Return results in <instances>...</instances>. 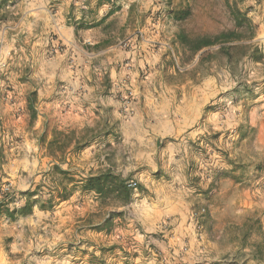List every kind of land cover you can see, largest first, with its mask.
I'll use <instances>...</instances> for the list:
<instances>
[{"label":"rangeland","instance_id":"374dc122","mask_svg":"<svg viewBox=\"0 0 264 264\" xmlns=\"http://www.w3.org/2000/svg\"><path fill=\"white\" fill-rule=\"evenodd\" d=\"M40 2L6 0L0 22V264H264V0ZM231 31L197 51L182 37ZM54 138L67 144L58 159ZM168 144L171 164L159 159ZM149 148L156 170L127 173L139 197L102 206L81 189L100 171L124 177ZM35 189L32 211L10 217Z\"/></svg>","mask_w":264,"mask_h":264},{"label":"trees","instance_id":"16d2710c","mask_svg":"<svg viewBox=\"0 0 264 264\" xmlns=\"http://www.w3.org/2000/svg\"><path fill=\"white\" fill-rule=\"evenodd\" d=\"M6 0H0V22L4 21L6 19ZM187 11H181L179 14H177L178 19H184L187 16ZM239 25L241 24V21L238 20L237 22ZM237 36V33L235 31L223 33L220 36H217L215 40H212L208 37H200L197 38L195 41L189 40L186 36L183 37V41L191 46V49L193 51L200 50L203 47L213 45L215 44V41H218L220 39L230 40ZM222 50H225V47L221 48ZM261 56V55H260ZM258 56V57H260ZM29 106H31V101L29 102ZM67 146V144L59 140L57 138H54L49 143V149L51 150V156L55 159H58V156L55 154L56 150H62ZM55 172L60 173H66L62 172L60 170V167L58 165L54 166ZM81 189L87 192H95L98 196V199H100V203L102 206H107L109 203H115V204H127L130 202L133 196V188L129 186L127 179L123 178L120 174H117L113 172L112 170H106V171H100L97 174L89 175L82 179L81 183ZM37 189L35 190H29L27 192V201L26 204L18 208L16 210H10L9 208L6 209L7 214L15 218V215L17 213L19 214H27L30 213L33 209V206L38 203L39 200L33 199L34 195L36 194ZM52 198L55 197V194L52 193ZM69 193L67 189H60L57 191V197L66 199L68 198ZM52 199L49 200V204H40L41 207H52ZM2 204L0 203V211H2ZM116 214L110 212L108 217L105 219L106 226L112 219L114 218Z\"/></svg>","mask_w":264,"mask_h":264},{"label":"clouds","instance_id":"9594fccd","mask_svg":"<svg viewBox=\"0 0 264 264\" xmlns=\"http://www.w3.org/2000/svg\"><path fill=\"white\" fill-rule=\"evenodd\" d=\"M248 2L252 3V4H255V0H248ZM256 19L264 21V16H258V17H256ZM188 67L191 68L192 65H189ZM41 72H43V69H41ZM209 82H213L214 83V81L206 80L205 84H208ZM228 86L230 87L231 85H228ZM112 103H114V101H112V100L108 101V104H112ZM205 103H207V101H205ZM235 111H236V109H233V112H235ZM89 123H91V122H89ZM193 123H195V121H193ZM207 123L212 126L213 130H216V128L220 126V125L217 124V117L215 115H210L207 118ZM223 124L226 125L227 127H232V124L229 123L227 120H224ZM205 130H207V129H205ZM172 134L173 133L171 131L156 133V135L161 136V137L172 135ZM133 135H136V134L133 133ZM137 139L140 140L141 144L144 143L143 139L139 135H137ZM125 143H128V141L125 140ZM149 144H151V141H149ZM153 147H154V145H153ZM178 151H179V149H176L174 151L173 145L172 144H168V145H166L165 148L160 150L159 159L160 160H164L165 157H167L168 163L171 164V163L174 162L176 154H177ZM155 160H156V152L153 151L152 148H149L146 152H141L139 155L135 156L134 158L130 157L129 158V163L127 164V168L124 171V177L123 178H127V173H129V172L133 171L134 169H136L137 167H139V165L141 163L148 165L153 171H155L156 168H157ZM116 163L118 165H120V158L119 157H117ZM62 167L67 169L68 166L67 165H63ZM35 171H36V168H35V166H33V168L31 170H29V173H28L29 176H32L35 173ZM120 171H121V169H120V167H118L116 169V173H119ZM182 171H183V169H181V173H182ZM85 175H87V173H85ZM38 179H39V177H37V180ZM184 179L185 178L182 176V174H177V175L173 176L172 183L175 184V183L179 182V183L182 184L184 182ZM139 180H140L141 183H143L145 185V187H149L150 191L155 193L156 198H157V202H161L160 201V191L158 189H156V188H152V187L149 186L147 180L145 179V175H143V174L139 175ZM20 187L26 189L27 185H23L22 184V185H20ZM68 187L71 188V185H68ZM45 192H47V189H45ZM139 196H140V193L138 191H134L133 192V197H139ZM45 198H47V197H45ZM149 202H150V197L145 196L139 202L134 203V204L131 205V207L134 210H136L137 212H139L141 214L140 217H137L138 219H140L141 217L147 215V213L144 210L148 208ZM22 204H23V201H21L20 204H18L17 206H21ZM115 210L119 211V210H122V209L121 208H117ZM37 215H39V213ZM141 222H144V221L141 220ZM25 224H29L30 225L31 221L21 218L19 220V226L21 227V229H23V226ZM149 230H151V229H149ZM138 238L142 239V237H138ZM12 251L13 252L17 251V248H16L15 245L12 246Z\"/></svg>","mask_w":264,"mask_h":264},{"label":"crops","instance_id":"0c3cea01","mask_svg":"<svg viewBox=\"0 0 264 264\" xmlns=\"http://www.w3.org/2000/svg\"><path fill=\"white\" fill-rule=\"evenodd\" d=\"M44 1L45 0H41L40 3H43ZM76 4H78L82 9H86V11L89 8L88 7V0H77V3ZM94 4L96 5V8H95L94 12H97V0H90V7L91 8L93 7ZM84 17H87V16L84 15Z\"/></svg>","mask_w":264,"mask_h":264}]
</instances>
